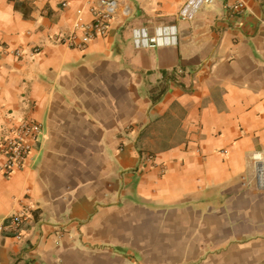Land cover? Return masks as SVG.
Instances as JSON below:
<instances>
[{
  "label": "crops",
  "instance_id": "obj_1",
  "mask_svg": "<svg viewBox=\"0 0 264 264\" xmlns=\"http://www.w3.org/2000/svg\"><path fill=\"white\" fill-rule=\"evenodd\" d=\"M115 1L72 48L54 37L81 40L101 0H0V125L42 126L22 168L0 154V264H264V0L187 20L188 0ZM165 26L175 44L134 46ZM23 210L18 240L1 226Z\"/></svg>",
  "mask_w": 264,
  "mask_h": 264
},
{
  "label": "built area",
  "instance_id": "obj_2",
  "mask_svg": "<svg viewBox=\"0 0 264 264\" xmlns=\"http://www.w3.org/2000/svg\"><path fill=\"white\" fill-rule=\"evenodd\" d=\"M213 0H188L180 9L179 15L182 19H190L194 13L204 4ZM103 9L94 12L93 20L78 27L82 32V39L77 41L76 34H59L54 37L58 43L69 47L83 48L84 44L98 36L107 34L109 23L116 7L115 0H101ZM62 5H66L64 1ZM243 7L241 2L229 4L228 8L233 11H240ZM134 46L136 48H152L156 46H168L176 43V30L174 26L158 28L154 34L146 29L136 30L134 34ZM12 53L20 58L24 55L23 50L15 49ZM42 135V126L34 120L23 119L17 126L6 129L0 125V154L4 157V164L1 166L6 175L12 174L15 170L25 165L34 145ZM148 161L154 163V157L148 155ZM255 167V177L260 188L264 189V152H254L251 156ZM30 217L27 210L12 215L1 228L10 231L13 236L21 240L24 237V222Z\"/></svg>",
  "mask_w": 264,
  "mask_h": 264
},
{
  "label": "trees",
  "instance_id": "obj_3",
  "mask_svg": "<svg viewBox=\"0 0 264 264\" xmlns=\"http://www.w3.org/2000/svg\"><path fill=\"white\" fill-rule=\"evenodd\" d=\"M168 79H170V77H169L166 73H164V75H163V83H162L161 86L159 87V88H160V89H159V92H158V94L155 96L154 99H158V98L161 97L162 93L165 91V84H166V82H167Z\"/></svg>",
  "mask_w": 264,
  "mask_h": 264
}]
</instances>
